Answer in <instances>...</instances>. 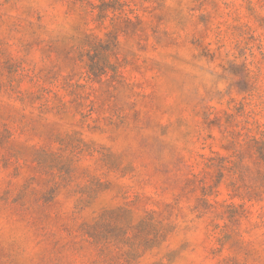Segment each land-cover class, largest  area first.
Returning a JSON list of instances; mask_svg holds the SVG:
<instances>
[{
	"label": "rangeland",
	"instance_id": "374dc122",
	"mask_svg": "<svg viewBox=\"0 0 264 264\" xmlns=\"http://www.w3.org/2000/svg\"><path fill=\"white\" fill-rule=\"evenodd\" d=\"M0 264H264V0H0Z\"/></svg>",
	"mask_w": 264,
	"mask_h": 264
},
{
	"label": "trees",
	"instance_id": "16d2710c",
	"mask_svg": "<svg viewBox=\"0 0 264 264\" xmlns=\"http://www.w3.org/2000/svg\"><path fill=\"white\" fill-rule=\"evenodd\" d=\"M104 11V9H101V13ZM120 27H118L117 29L118 30H123V29H119ZM111 42H113L115 45H117V39L116 37H114L113 39H111ZM100 221V220H99ZM99 221L94 224V225H87V231H88V234H90V237L94 239V241H96V243H99L101 238H100V224H99ZM155 238H158V237H155ZM152 241V239H145V245L144 246H148V244ZM130 254L129 253H126L125 254V257L129 258ZM128 261V260H126Z\"/></svg>",
	"mask_w": 264,
	"mask_h": 264
}]
</instances>
